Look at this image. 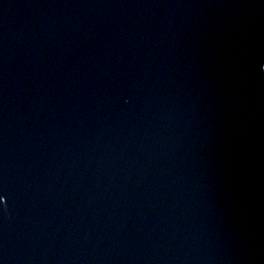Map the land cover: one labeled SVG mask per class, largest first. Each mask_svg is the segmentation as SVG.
<instances>
[{
  "label": "water",
  "instance_id": "95a60500",
  "mask_svg": "<svg viewBox=\"0 0 264 264\" xmlns=\"http://www.w3.org/2000/svg\"><path fill=\"white\" fill-rule=\"evenodd\" d=\"M0 264H264V0H0Z\"/></svg>",
  "mask_w": 264,
  "mask_h": 264
}]
</instances>
